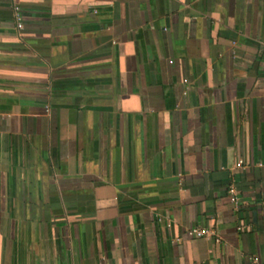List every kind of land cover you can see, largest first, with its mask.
<instances>
[{"label":"crops","instance_id":"crops-1","mask_svg":"<svg viewBox=\"0 0 264 264\" xmlns=\"http://www.w3.org/2000/svg\"><path fill=\"white\" fill-rule=\"evenodd\" d=\"M0 264H264V0H0Z\"/></svg>","mask_w":264,"mask_h":264},{"label":"built area","instance_id":"built-area-1","mask_svg":"<svg viewBox=\"0 0 264 264\" xmlns=\"http://www.w3.org/2000/svg\"><path fill=\"white\" fill-rule=\"evenodd\" d=\"M13 15L14 19L17 25V28H21V20H22V14H21V9L19 7H14L13 9ZM242 161L237 162V166H240ZM227 193L229 196V199L232 203H234L235 206L239 204V197L237 190L233 184H230L227 189ZM187 234L190 236H195V237H206L212 234V232L209 229L206 228H200V227H194L191 229L187 230Z\"/></svg>","mask_w":264,"mask_h":264}]
</instances>
